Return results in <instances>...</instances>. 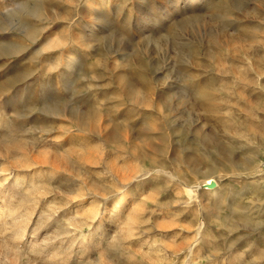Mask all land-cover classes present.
<instances>
[{
    "label": "rangeland",
    "instance_id": "obj_1",
    "mask_svg": "<svg viewBox=\"0 0 264 264\" xmlns=\"http://www.w3.org/2000/svg\"><path fill=\"white\" fill-rule=\"evenodd\" d=\"M186 1L0 0V264H264V0Z\"/></svg>",
    "mask_w": 264,
    "mask_h": 264
},
{
    "label": "bare ground",
    "instance_id": "obj_2",
    "mask_svg": "<svg viewBox=\"0 0 264 264\" xmlns=\"http://www.w3.org/2000/svg\"><path fill=\"white\" fill-rule=\"evenodd\" d=\"M15 1V0H14ZM189 3H193V2H197L199 0H187ZM186 1V2H187ZM93 2V1H92ZM100 2V1H99ZM142 2V1H141ZM140 2V3H141ZM94 3V2H93ZM101 3V2H100ZM92 4V3H91ZM186 4V3H185ZM194 4V3H193ZM144 5V4H143ZM138 6V5H136ZM134 6V7H136ZM90 7V6H89ZM20 8L23 10L24 7L20 6ZM92 8V7H91ZM25 9V8H24ZM138 9V8H137ZM140 9V8H139ZM229 7H223L222 6L220 7V15L219 17H222L224 19H229ZM142 10V9H141ZM136 11V10H135ZM32 13L33 15L35 14V16H44V14H46V10L42 7H37L35 8L33 11H29V13ZM98 12V11H97ZM137 12V11H136ZM138 14V13H137ZM143 15V14H142ZM144 16V15H143ZM45 17V16H44ZM48 18V17H47ZM142 18V17H141ZM146 18V17H145ZM142 20V19H141ZM197 20V19H196ZM144 22V21H143ZM103 23V22H102ZM3 25V24H2ZM188 25V24H187ZM91 27H99L98 23L94 21V23L91 25ZM7 30H10V28H0V31H7ZM13 30V28H12ZM86 31V30H85ZM84 31V32H85ZM7 34V33H5ZM181 34V32H180ZM210 43H212L213 46H223L225 44V42L221 41L220 38H212V40L210 41ZM225 46V45H224ZM147 53V52H146ZM18 54V53H16ZM7 56V55H6ZM11 56V55H10ZM71 64H72V61L71 60H68L66 61L64 64H62L63 66V69L62 70H67L71 67ZM120 78V77H119ZM129 82V81H128ZM127 82V84H128ZM136 86V85H135ZM135 90V91H134ZM126 92H128L129 96H130V100L131 102H136V103H140V105H143V104H146L145 103V99H144V96L142 95L141 92H136V89H134V86L132 84H129ZM213 91L210 89V88H207V89H202L200 90L197 94H198V98H200V100L202 101V104L203 106L205 107V109L209 112H212L213 109H214V103L212 101V93ZM135 103V104H136ZM138 105V104H137ZM52 115H55V116H60V117H63V118H66L68 119L73 125H75L78 129H84V130H89V131H93V132H96L98 134L101 133V130L99 128V126L97 125L96 123V117L95 115L93 114V111L92 113H83L79 110H74V109H63L61 110L59 107H54L52 109V111L50 112ZM150 129L147 128V132H145L143 135H142V139H143V142H144V146L141 148L139 147H135L133 146L132 147V151L134 152V154H136L139 158H149L150 154L154 152H157L159 151V147H157L154 143H153V140H154V137L152 136V134L150 133L149 131ZM107 137H109V139H111L112 141L116 142V143H119V142H122L124 141L121 136H120V133L118 131V128H113L111 130V132L107 135ZM125 139V138H124ZM133 144V143H132ZM152 150V152L150 151ZM53 167V166H52ZM56 168V167H55ZM194 172H196L197 174H200L199 171L197 170H194ZM242 172V171H241ZM212 171L208 170L205 174L202 173L205 178V180L199 184V185H196L194 187H190V192L193 193V190L194 188H204V189H207L209 191H212V195H214V192L216 191L215 187H217V182L215 181L214 177L212 176ZM118 175V174H117ZM216 200V199H215ZM126 201V197L120 201V202H117L115 203L114 205V209L118 207H122L124 205ZM159 206H164V204H159ZM216 207V206H215ZM104 221V219H103Z\"/></svg>",
    "mask_w": 264,
    "mask_h": 264
}]
</instances>
